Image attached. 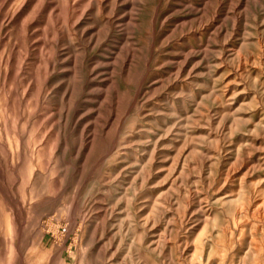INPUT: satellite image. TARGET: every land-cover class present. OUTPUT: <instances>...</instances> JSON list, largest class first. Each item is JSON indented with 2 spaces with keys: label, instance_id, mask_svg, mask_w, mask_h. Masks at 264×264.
Returning a JSON list of instances; mask_svg holds the SVG:
<instances>
[{
  "label": "rangeland",
  "instance_id": "rangeland-1",
  "mask_svg": "<svg viewBox=\"0 0 264 264\" xmlns=\"http://www.w3.org/2000/svg\"><path fill=\"white\" fill-rule=\"evenodd\" d=\"M0 264H264V0H0Z\"/></svg>",
  "mask_w": 264,
  "mask_h": 264
},
{
  "label": "built area",
  "instance_id": "built-area-1",
  "mask_svg": "<svg viewBox=\"0 0 264 264\" xmlns=\"http://www.w3.org/2000/svg\"><path fill=\"white\" fill-rule=\"evenodd\" d=\"M59 233L62 234V235H66L68 233V227L67 225H62L60 228H59Z\"/></svg>",
  "mask_w": 264,
  "mask_h": 264
}]
</instances>
